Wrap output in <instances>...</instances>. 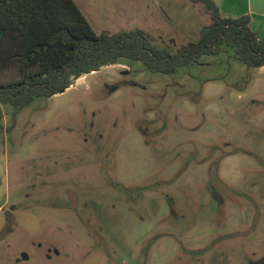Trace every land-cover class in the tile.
Wrapping results in <instances>:
<instances>
[{
    "label": "rangeland",
    "instance_id": "374dc122",
    "mask_svg": "<svg viewBox=\"0 0 264 264\" xmlns=\"http://www.w3.org/2000/svg\"><path fill=\"white\" fill-rule=\"evenodd\" d=\"M74 1L173 53L212 22L191 0ZM2 108L0 264L264 260V67L227 46L172 75L121 59Z\"/></svg>",
    "mask_w": 264,
    "mask_h": 264
},
{
    "label": "trees",
    "instance_id": "16d2710c",
    "mask_svg": "<svg viewBox=\"0 0 264 264\" xmlns=\"http://www.w3.org/2000/svg\"><path fill=\"white\" fill-rule=\"evenodd\" d=\"M191 1L203 3L212 22L202 28L198 42L173 53L139 29L96 32L74 0H0V76L14 71L19 77L13 83L0 81V128L3 105L17 113L37 98L68 90L73 79L121 59L172 75L202 57L219 55L227 46L247 67H264V39L252 31L249 16L224 18L213 0Z\"/></svg>",
    "mask_w": 264,
    "mask_h": 264
},
{
    "label": "crops",
    "instance_id": "0c3cea01",
    "mask_svg": "<svg viewBox=\"0 0 264 264\" xmlns=\"http://www.w3.org/2000/svg\"><path fill=\"white\" fill-rule=\"evenodd\" d=\"M222 17L237 19L241 16L251 18V28L264 39V0H213Z\"/></svg>",
    "mask_w": 264,
    "mask_h": 264
},
{
    "label": "water",
    "instance_id": "95a60500",
    "mask_svg": "<svg viewBox=\"0 0 264 264\" xmlns=\"http://www.w3.org/2000/svg\"><path fill=\"white\" fill-rule=\"evenodd\" d=\"M65 92V90L64 91H62L60 94H62V93H64ZM264 263V260L261 262V264H263Z\"/></svg>",
    "mask_w": 264,
    "mask_h": 264
}]
</instances>
